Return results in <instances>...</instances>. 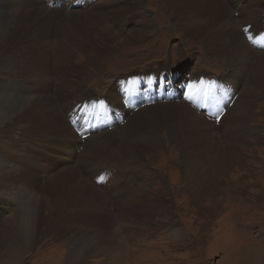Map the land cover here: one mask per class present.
<instances>
[{"label":"rangeland","instance_id":"rangeland-1","mask_svg":"<svg viewBox=\"0 0 264 264\" xmlns=\"http://www.w3.org/2000/svg\"><path fill=\"white\" fill-rule=\"evenodd\" d=\"M71 1L86 7L85 0ZM141 2L136 14L123 18L116 25L110 17L97 22L96 28L102 33L98 43L111 51L98 62L99 65L86 66V73L89 68L90 74L80 75L77 70L78 65L85 61L71 64L66 77L55 65L46 86L51 91L49 95L56 100L54 104L59 107L61 116L58 119L64 117L65 123L80 137L82 146L77 148V153L84 155L86 148L83 145L89 141L93 146L99 145L97 143L102 142L105 135L123 131L126 126L123 125L144 106L166 102L184 104L186 108L198 105L193 107L219 126L230 108L243 104L240 107L245 109L243 123L239 119L238 126L233 127L234 136L227 130L229 127L222 126L218 133V136L221 132L229 135L218 138L227 163L221 172H216L220 180L216 181L210 175L200 184L194 183L201 177L194 172L192 159L188 160L184 149L165 137L171 136L169 133L159 130L156 137H160L162 145L154 157L142 152L141 155L131 152L130 155L118 153L114 156L116 153L109 150V159L104 166L102 163L92 166L73 164V170L79 171L80 178L92 187L95 196L100 197H97L98 201L93 199L95 210L101 211L105 220L109 218L105 223L108 231L114 234L109 237V248L104 255L93 253L77 263L70 259V238L77 234L75 241L79 251L86 248L87 243L91 249H97L103 246L97 243L103 230L97 226L85 229L83 224L70 222L73 213L66 211V218L59 220L60 225L55 227L56 231L66 235L41 234L32 248L29 246L28 249L17 238L12 241L10 234L13 229L10 227L5 235L7 232L11 242H4L0 233L1 243H4L0 246V264H264V77L260 79L262 86L258 87V82L252 84L251 79L255 76L253 58L240 83L227 82L226 74L234 67L228 54L217 56L200 38L185 37L177 30L175 22L170 23L164 0ZM0 4V12L17 10L13 1L0 0ZM260 4V14L264 15V4ZM145 15L153 26L142 24L139 34L135 35L136 21ZM246 25L239 27L245 34L240 37L248 44L250 42L255 54L264 55V30L258 40ZM54 34L50 38L52 55H55L58 43ZM109 39L111 44L106 42ZM197 75L207 83L201 91L191 87ZM64 79H67L65 83ZM114 85L123 99L110 97ZM12 86L10 80L9 92L20 93L15 92ZM245 89L248 93L244 95L246 98H242ZM5 90L0 88L3 102L7 99L15 101V97L11 98ZM107 95L109 101L102 99ZM99 98L102 100H95ZM77 100L83 102L73 107ZM123 107L130 111L131 116L122 110ZM102 131L107 132L97 133ZM117 132L112 139H121L123 133ZM73 139L60 141L65 144ZM135 140L138 141L137 138ZM52 141H43L44 150L53 154L57 164L64 169L61 161L64 158L59 149L51 145ZM9 151L7 148L5 153ZM9 153L12 157L18 154L14 151ZM11 156L2 158L8 160ZM208 163L206 158L205 174L210 171ZM90 167L105 170L93 172ZM201 172L204 175V171ZM139 195L147 200L135 202L131 209L126 208L125 202L131 196L139 199ZM156 198L161 199L158 205L154 204ZM45 211L43 216L49 217L50 210L46 208ZM148 211L154 213L151 219ZM3 214L12 217L16 210L8 207ZM172 229H179L180 234H172ZM82 230L84 232L77 233ZM90 235L93 239H89Z\"/></svg>","mask_w":264,"mask_h":264},{"label":"bare ground","instance_id":"bare-ground-1","mask_svg":"<svg viewBox=\"0 0 264 264\" xmlns=\"http://www.w3.org/2000/svg\"><path fill=\"white\" fill-rule=\"evenodd\" d=\"M8 1H13L17 10L0 12V88H5L11 98L15 97V101L7 99L4 102L0 98V220H3L0 223V233L3 234L4 242H11L7 238L9 236L7 232L5 235L9 227L13 229L10 239L16 241L14 238H17L27 248L35 247L41 234L45 236L66 235L56 231L55 227L60 225L59 220L66 218V211H70L73 213L70 222L83 224L85 229L97 226L103 230V235L99 236L101 239L97 240V243L100 242L103 246L97 249H91L90 244L87 243L86 248L79 251L80 248L78 249L75 241L77 234L73 236L74 238H70V249L72 250L70 259L77 263L86 257H91L93 253L104 255L109 248V237L114 234L108 231L105 223L109 218L105 220L101 217V211L95 210L93 199L98 201L97 197H100L95 196L92 187L80 178L79 171L73 170V164L82 163L92 166L91 164L102 163L103 165L109 159L107 155L109 150L116 153L114 156H118V153L130 155L131 152L141 155L140 152H142L154 157L162 145L160 137H156L159 130L169 133L172 137L168 135L165 137L172 143H177L181 149L183 148L188 160L192 159L196 170L194 172L201 177L196 182L192 180L194 183L200 184L210 175L214 180H220L216 172H221L220 170L227 163L224 156L226 153L218 145V138L229 135L227 132H221L218 136V133L220 134L222 126L229 127L227 130L232 131L230 134L234 136L233 127L238 126L240 121L243 123V111L245 110L241 109L243 104L237 108H230L219 126L215 120L212 122L210 118L211 121H209L205 114L197 111L195 107H199L198 105L186 108L184 104L166 102L144 106L132 116L130 111H126L123 107L122 110L131 116L128 123L123 125H126L123 131L117 132L116 130L112 134L105 135L102 142H96L99 145L93 146L89 141L87 145H83L86 148L84 155L77 153V148L82 146L80 137L65 123L64 117L58 119V116H61L59 107L56 103L54 104L56 100L49 95L51 91L47 90L46 86L50 82L53 70L56 69L55 65H58L66 77L69 75L67 71L71 64L85 61L84 64L78 65L77 70L81 73L80 75L90 74L89 68L86 73V66L99 65L100 60L111 51L110 48H103L98 43L101 38L99 35L102 33L96 28L97 22L110 17L112 23L116 25L123 21V18L136 14L141 8V0H96L94 3L93 0H85L86 7L74 4L71 0ZM164 1L169 10L170 23L175 22L177 30L185 37L200 38L209 46L208 50L216 53L217 56L227 54L230 56L234 67L228 75L226 74L227 82L240 83L245 70L250 67V61L254 58L255 76L251 82L252 84L258 82V87L262 86L260 79L264 77V55L255 54L250 42L248 44L247 40L243 41L240 36L245 34L239 27L247 24L254 31V33H247H252L254 38L257 36L258 40L261 38L264 30V15L260 14L259 9L261 8L260 3L264 4V0ZM234 13H237V16ZM147 23L153 26L148 16H141L135 24L137 25L135 35L139 34L142 24ZM53 34L58 42L55 55H52L50 39ZM106 42L110 43L111 39ZM200 77L202 76L197 75L191 85L198 91L205 89L207 84ZM10 80L13 82L12 87L15 92L20 93L13 94L8 91ZM66 80L64 79L63 82L65 83ZM78 86L79 84H76V87ZM68 87L70 88V85ZM246 92L245 89L242 98H246L244 97L248 93ZM110 97L113 100L123 99L120 98L116 85L111 88ZM102 99L109 101L108 95ZM80 101L77 100L73 107ZM239 110H242L240 114H238ZM17 132L20 134L19 137ZM116 132L123 133L122 136L120 135L121 139H112L116 136ZM53 136L55 138H52ZM59 136L64 140L74 139L63 144ZM61 136L65 137L61 138ZM43 141H52L51 145L59 149L60 155L64 158L61 160L64 169L57 164V158L53 154L44 150ZM210 141L215 143L210 144ZM7 148L18 154L12 157L10 151L5 153ZM5 155L11 157L8 160L3 159ZM206 158L210 168L207 174H205L207 172ZM93 170L95 172L105 169ZM200 170L204 171V175ZM156 199L157 202L155 200L154 204L158 205L161 199ZM146 200L145 196L139 199L131 196L125 202L126 208L131 209L135 202L144 203ZM152 203L153 200L149 206ZM8 207L16 210V214L12 217L3 214ZM46 208L50 210L49 217L43 216ZM147 214L151 219L154 213L148 211ZM82 232L84 230L77 231V233ZM178 232L180 234L179 229L171 230L172 234H178ZM0 237H2L1 234ZM89 239H93V236ZM1 241L0 246L4 244Z\"/></svg>","mask_w":264,"mask_h":264},{"label":"snow or ice","instance_id":"snow-or-ice-1","mask_svg":"<svg viewBox=\"0 0 264 264\" xmlns=\"http://www.w3.org/2000/svg\"><path fill=\"white\" fill-rule=\"evenodd\" d=\"M251 39V38H250ZM262 39H264V37H262Z\"/></svg>","mask_w":264,"mask_h":264}]
</instances>
